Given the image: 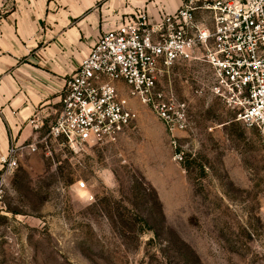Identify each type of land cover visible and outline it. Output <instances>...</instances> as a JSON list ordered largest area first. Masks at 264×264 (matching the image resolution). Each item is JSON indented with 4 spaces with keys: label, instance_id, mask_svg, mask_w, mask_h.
<instances>
[{
    "label": "rangeland",
    "instance_id": "rangeland-1",
    "mask_svg": "<svg viewBox=\"0 0 264 264\" xmlns=\"http://www.w3.org/2000/svg\"><path fill=\"white\" fill-rule=\"evenodd\" d=\"M165 80L188 103L185 130L169 133L132 98L137 118L112 142L71 147L49 126L19 152L0 201V264H264L258 131L208 89L203 61Z\"/></svg>",
    "mask_w": 264,
    "mask_h": 264
},
{
    "label": "built area",
    "instance_id": "built-area-1",
    "mask_svg": "<svg viewBox=\"0 0 264 264\" xmlns=\"http://www.w3.org/2000/svg\"><path fill=\"white\" fill-rule=\"evenodd\" d=\"M197 9L209 13L210 26L194 20ZM191 60L210 67L208 89L236 121L255 128L264 145V0H188L152 25L147 12L137 9L98 35L67 76L48 135L71 147L112 142L137 118L132 98L148 107L169 133L185 130L188 103L162 87L159 76L173 63ZM23 149L36 148L34 143L13 144L0 157V201L6 176Z\"/></svg>",
    "mask_w": 264,
    "mask_h": 264
},
{
    "label": "crops",
    "instance_id": "crops-1",
    "mask_svg": "<svg viewBox=\"0 0 264 264\" xmlns=\"http://www.w3.org/2000/svg\"><path fill=\"white\" fill-rule=\"evenodd\" d=\"M187 1L0 0V157L10 145L34 143L35 135L56 120L65 79L98 35L137 9L147 12L152 25ZM192 14L195 21L211 25L207 11ZM186 62H175L162 73L161 86L172 90L165 79Z\"/></svg>",
    "mask_w": 264,
    "mask_h": 264
}]
</instances>
